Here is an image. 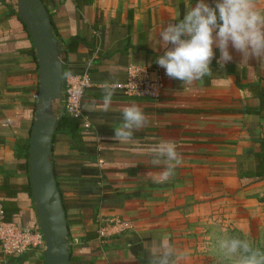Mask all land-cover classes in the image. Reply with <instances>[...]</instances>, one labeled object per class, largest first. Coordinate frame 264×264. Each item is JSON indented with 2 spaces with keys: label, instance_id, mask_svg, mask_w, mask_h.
Listing matches in <instances>:
<instances>
[{
  "label": "crops",
  "instance_id": "crops-1",
  "mask_svg": "<svg viewBox=\"0 0 264 264\" xmlns=\"http://www.w3.org/2000/svg\"><path fill=\"white\" fill-rule=\"evenodd\" d=\"M46 1L64 43L72 36L86 42L63 53L65 75L88 70L91 76L79 120L84 145L74 147L68 133L56 130L51 155L73 247L70 264H149L150 249L165 233L178 251L189 253L178 264H219L204 255L214 250L208 239L229 230L225 225L247 212L242 205L264 204V67L230 49L233 60L220 68L214 59L210 77L192 85L169 78L156 63L163 49L154 42L193 0ZM132 65L147 66L162 83L158 99L130 96L119 87ZM38 85L27 26L15 0H0V208L31 227L39 225L29 170ZM108 90L111 107L105 111ZM130 105L143 110L148 124L124 144L113 134ZM53 108L58 116L65 111L63 96ZM161 140L174 141L182 160L165 182H158L165 165L153 164L150 155ZM128 167L137 173L122 171ZM110 216L131 219L134 228L101 242L97 220ZM0 264H45V257L0 247Z\"/></svg>",
  "mask_w": 264,
  "mask_h": 264
},
{
  "label": "clouds",
  "instance_id": "clouds-1",
  "mask_svg": "<svg viewBox=\"0 0 264 264\" xmlns=\"http://www.w3.org/2000/svg\"><path fill=\"white\" fill-rule=\"evenodd\" d=\"M155 48L163 51L156 63L165 69L169 78L192 85L212 75L215 59L220 68L233 60L232 51L241 60L255 59L264 67V7L259 0H193L186 12L164 27L155 39ZM219 50V57L216 51ZM112 91L105 97L104 110L111 107ZM123 122L114 129L113 139L132 143L134 130L146 127L148 118L137 105L122 109ZM152 163L165 165L158 182L172 177L182 163L177 145L172 140H161L150 149ZM216 250L230 264H264V247L247 234L222 233ZM189 255L174 246L169 234H163L149 251V264H178Z\"/></svg>",
  "mask_w": 264,
  "mask_h": 264
},
{
  "label": "water",
  "instance_id": "water-1",
  "mask_svg": "<svg viewBox=\"0 0 264 264\" xmlns=\"http://www.w3.org/2000/svg\"><path fill=\"white\" fill-rule=\"evenodd\" d=\"M15 6L31 36L39 69L29 170L39 225L46 239L45 264H70L68 219L51 158L59 121L53 106L63 96V53L43 0H15Z\"/></svg>",
  "mask_w": 264,
  "mask_h": 264
},
{
  "label": "built area",
  "instance_id": "built-area-1",
  "mask_svg": "<svg viewBox=\"0 0 264 264\" xmlns=\"http://www.w3.org/2000/svg\"><path fill=\"white\" fill-rule=\"evenodd\" d=\"M90 86L91 76L88 70L81 74L65 75L63 98L65 111L69 115L79 120L83 118L84 95ZM119 87L130 96L158 99L162 94V83L152 79L150 69L143 65L130 66L127 82ZM133 228L134 222L131 219L119 216L101 217L96 223V235L101 242H105ZM0 247L3 252L13 255H22L28 251L44 253L46 239L40 225L31 227L8 221L4 218V210L0 208Z\"/></svg>",
  "mask_w": 264,
  "mask_h": 264
},
{
  "label": "rangeland",
  "instance_id": "rangeland-1",
  "mask_svg": "<svg viewBox=\"0 0 264 264\" xmlns=\"http://www.w3.org/2000/svg\"><path fill=\"white\" fill-rule=\"evenodd\" d=\"M238 207L240 208V206ZM242 207L247 209V212L245 213L243 210H241L237 214L236 220H234V222L231 220L229 224L225 225L229 230L221 229V235L225 232L228 234H247L255 244L260 247H264V204L253 203L246 206L242 205ZM239 208L238 210L241 209ZM222 228H225L224 225ZM219 237H215V240L213 241L212 238L208 239L209 242H206L207 239L204 240L207 243V246L211 244V246L214 247L213 252L206 250L204 255L206 258H208V254L210 253V257L217 259L219 264H230V262L224 259L216 250L215 246Z\"/></svg>",
  "mask_w": 264,
  "mask_h": 264
},
{
  "label": "trees",
  "instance_id": "trees-1",
  "mask_svg": "<svg viewBox=\"0 0 264 264\" xmlns=\"http://www.w3.org/2000/svg\"><path fill=\"white\" fill-rule=\"evenodd\" d=\"M87 2H91L92 0H86ZM43 2L45 3L46 7H47V1L43 0ZM48 9V7H47ZM49 12V16L52 22V30L54 32V34L56 35V37L59 39V48L61 50L62 53L67 54L68 52H75L78 47L81 44L86 43L85 40L83 38H80L78 36H72L67 43H64V41L61 39V37L59 36V34L56 31L55 28V21H54V15L53 13L48 9ZM66 71L64 70V76H65ZM257 85H254V87ZM57 130H63L66 133H68L70 135V137L72 138L73 141V146L76 148L81 147L82 145H84L85 140H84V136H83V128L81 126V123L79 121V119L69 115L66 111L62 112L59 116V121H58V126H57ZM128 174H136L137 173V168H123ZM109 186V185H107ZM59 187V185H58ZM62 193V192H61ZM63 205H64V200H63ZM65 209V206H64ZM66 211V209H65ZM4 218L8 221H12L11 217L8 216L7 214H5ZM70 253H71V260L73 259V247L70 246ZM70 260V261H71ZM91 264H94V262H92Z\"/></svg>",
  "mask_w": 264,
  "mask_h": 264
}]
</instances>
